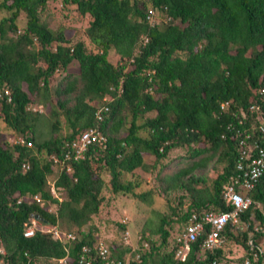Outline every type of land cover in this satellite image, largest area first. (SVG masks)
<instances>
[{"label":"trees","instance_id":"1","mask_svg":"<svg viewBox=\"0 0 264 264\" xmlns=\"http://www.w3.org/2000/svg\"><path fill=\"white\" fill-rule=\"evenodd\" d=\"M49 3L89 17L85 34L90 50L82 41L71 42L64 27L52 29L40 19ZM149 9L158 15L152 23L145 20ZM1 11L0 119L31 146L0 139V260L80 264L86 247L83 256L90 264H104L90 224L103 201V176L112 196L149 204L154 188L138 191L140 177L125 175L149 171L145 159L152 156L156 164L176 148L187 149L188 158L180 162L188 165L158 178L161 192L187 193L186 209L154 213L156 222L149 223L154 228L148 230L159 236L157 245L141 233L134 248L122 241L106 244L108 258L122 264H207L211 259L239 264L252 253L249 240L264 251V174L244 191L251 203L235 224H225L220 248L202 251L201 234L188 244L182 261L175 257L177 235L166 249L173 223L179 234L191 213L229 209L222 191L236 173L241 148L254 152V144L264 145L257 129L264 119V97L257 93L264 81V0H0ZM20 13L22 28L16 23ZM110 49L115 63L108 60ZM72 61L77 72L66 71L51 91L56 95L51 104L48 80ZM32 103L50 107L42 114L28 108ZM103 106L107 110L98 120L95 112ZM60 116L69 129L65 134L60 133ZM44 125L47 137L40 130ZM86 128L98 129L105 140L90 145L84 158L69 161L70 172H65L66 163L53 166L51 156L62 160L69 143ZM214 156L221 171L208 188H198ZM23 162L28 163L25 171ZM182 198L177 196L178 206ZM31 215L74 239L60 241L39 232L24 237ZM118 226L123 234L124 226ZM227 242L239 247L238 256L223 255Z\"/></svg>","mask_w":264,"mask_h":264},{"label":"rangeland","instance_id":"2","mask_svg":"<svg viewBox=\"0 0 264 264\" xmlns=\"http://www.w3.org/2000/svg\"><path fill=\"white\" fill-rule=\"evenodd\" d=\"M5 12H0V16H2ZM40 19H45L50 28L56 29L60 26L64 27L63 30L67 37L71 38V42L82 41L85 44L86 50L91 49L90 42L85 34V28L87 27L89 17L81 16L77 12H75L72 8H63L58 3H49L43 10L40 11ZM157 19V17H156ZM17 27L22 28L24 24V14L20 13L17 18ZM117 56L114 54L113 50L110 49L108 51V60L111 63H115ZM66 71L77 72V63L76 61L70 62L65 71L57 70L53 73L52 77L48 80V86L50 87V92L56 86V84L60 81ZM56 95L51 92L50 95V103L54 104ZM92 104H98L93 101ZM49 104L43 105L39 103H32L28 106L31 110H38L40 113L45 114L49 110ZM61 126L60 133H67L69 129L63 126L64 119L62 116L59 117ZM47 125L41 126L40 130L43 131L44 136H48V132H46ZM18 137L15 134L8 130L2 120L0 119V139H4L8 143L13 144V140ZM202 143H198L197 147H202ZM186 148H176L171 150L167 157L160 162L153 164V157L145 159L144 161L149 166V171H138L135 170L132 172V176L130 174L125 175L126 178L133 177L134 175H138L140 177L141 185L138 188V191H145L150 187H153L155 192L151 197V200L148 202L149 204L143 203L138 199L129 197L127 195H119L112 196L108 192V188L106 186L107 176H103L105 185L101 188L100 195L103 197V201L101 203V207L98 209L97 213L91 216L90 224L96 229L94 233L97 240L101 241L105 244H118L122 241V230L119 228L118 224H122L124 226V230L128 232V243L131 248L136 247L139 234L143 233L147 235L152 242L157 245L159 243V236L157 234H149L148 229H153L154 224H149L151 221L156 222V214L158 213H169L170 207H176L177 212L183 211L186 209V206L189 203V198L187 193L184 190H169L167 192H161L160 186L162 183L159 182L158 175H162L163 173H168L171 170L178 168L182 165H188L180 162L181 158H188ZM179 157V158H178ZM150 165H154L151 168ZM160 165H162L161 168ZM222 163H217L216 157L214 156L212 159L207 161L203 172L205 173L204 178L201 179L198 188H208L210 186V180L215 177L217 173L221 171ZM177 196H182V203L180 206L177 204ZM173 228L170 231V235L167 238L166 249L170 248L172 237L177 235V231L179 230L178 225L175 223L172 224ZM239 226L242 224H238ZM222 253L229 258L230 256L236 257L240 254L239 247H236L231 242H227L224 247H222ZM223 257L225 260L226 258ZM230 259V258H229ZM231 261V260H229ZM236 264L231 261V264Z\"/></svg>","mask_w":264,"mask_h":264},{"label":"built area","instance_id":"3","mask_svg":"<svg viewBox=\"0 0 264 264\" xmlns=\"http://www.w3.org/2000/svg\"><path fill=\"white\" fill-rule=\"evenodd\" d=\"M155 9H149L146 13L145 20L152 23L156 17ZM257 93L264 97V81L257 88ZM226 104H220L222 109ZM254 109L253 106L250 107ZM107 107L103 106L95 112V118L101 119V112L106 111ZM257 129L264 139V119L260 118L257 122ZM248 136L246 135L245 138ZM105 140L102 133L96 128H86L82 130L74 140H72L68 148L63 153L62 160L51 156L52 165L62 167L64 163L65 172H70L68 165L69 161H77L84 158V153L87 148L96 143H102ZM14 144L24 145L30 147L31 143L19 137L13 140ZM241 144V142H240ZM255 149L252 152L250 149L241 148L239 158L235 163L236 173L231 178L230 182L223 186L222 198L229 205V209L225 211H206L203 213H191L188 221L183 226L181 232L175 237L176 242L179 243V247L175 251V257L182 261L187 252L188 244L194 241L199 235L204 234L202 239L201 250L202 251H213L220 248L223 244V238L220 236V232L226 223L235 224L238 220V216L250 205V198L244 195V191L252 189L257 180L264 174V145L263 147L253 145ZM23 171L28 169V163L23 162L21 164ZM50 191L53 196H56L52 183H50ZM31 198L39 203L40 199L37 195L31 196ZM18 200L17 202H19ZM35 232L50 234L52 239L62 241L63 239H74L70 233H64L58 230L54 226H50L46 223L41 222L35 216H30L28 222L24 225L22 235L24 237H31ZM128 232L125 231L122 235V242L125 245L128 243ZM249 249L252 251L250 257H245L239 264H264V251L259 247H254L251 240L247 242ZM96 247V254L100 259L104 261V264H122L119 260H113L108 258V247L105 243L99 241ZM255 249V250H252ZM2 253L3 251L0 250ZM86 247H82L83 255L88 253ZM81 255L78 259L80 264H90V262ZM66 257L57 260L58 263H63ZM0 264H7L0 260ZM207 264H220L216 259H211Z\"/></svg>","mask_w":264,"mask_h":264}]
</instances>
